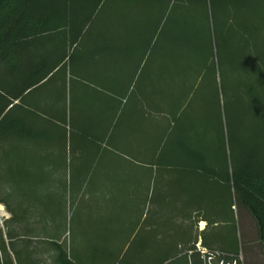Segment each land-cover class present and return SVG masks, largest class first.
I'll use <instances>...</instances> for the list:
<instances>
[{
    "label": "rangeland",
    "instance_id": "374dc122",
    "mask_svg": "<svg viewBox=\"0 0 264 264\" xmlns=\"http://www.w3.org/2000/svg\"><path fill=\"white\" fill-rule=\"evenodd\" d=\"M242 5L254 15L246 40L252 54L226 76L218 71L216 83L189 105L187 92L201 80L193 70L191 18L169 16L158 27L141 20L140 28L130 18L104 15L77 44L67 40L69 57L42 87L50 108L37 109L35 119L28 116L37 134L64 129L67 150L51 160L44 141H28L41 151L25 148L26 140L11 141L2 130L10 116L0 125V264H62L60 247L74 264H246L243 253L258 238L255 232L242 236L241 211L234 206L232 212L228 202L232 191L201 174L183 185L181 177H169L174 170L159 168L186 164L187 148L208 135L200 112L214 107L226 126V109L231 111L239 137L244 117L263 160L264 103L255 95L264 89L257 74L264 62L249 56L264 49V19L254 14H260L259 0ZM240 22L244 30L248 22ZM58 38L64 51V37ZM46 45L29 54L32 66L45 60L53 65L59 51ZM7 65L0 63L4 87L9 81L18 87L22 74L16 70L23 68L9 73ZM140 97L141 110L133 111ZM59 112L65 126H57ZM129 141L141 144V155ZM201 217L209 228L200 236L209 237L198 242Z\"/></svg>",
    "mask_w": 264,
    "mask_h": 264
},
{
    "label": "trees",
    "instance_id": "16d2710c",
    "mask_svg": "<svg viewBox=\"0 0 264 264\" xmlns=\"http://www.w3.org/2000/svg\"><path fill=\"white\" fill-rule=\"evenodd\" d=\"M243 1L245 0H0V63L9 64L6 66L8 72L23 68L21 71L16 70L22 76L17 93L12 99H19L24 103L26 91L46 82L69 57L67 40L70 41V46L77 44L83 33L100 17L130 18L131 21L138 22L141 28V20H144V25L153 23L158 27L166 18L175 15L178 19L191 18L193 22V70L197 76L201 75V80L187 92L185 103L189 105L196 96L199 101L202 88H209L214 81L216 83L218 71L226 76L230 70L243 66L242 60L246 54H252L246 40L248 41L249 30L252 29L248 26L254 23V15L242 5ZM259 1L262 6L260 14H254L263 20L264 0ZM242 18L248 22L244 30L241 28L243 23L240 22ZM58 35L64 37V51ZM42 38L45 41L42 42ZM46 42L57 48L58 56H55L53 65L47 66L46 60L40 63L35 61L36 65L32 68L31 61L34 60L29 58V54L36 47L47 48ZM259 49L262 51L260 55L253 54L249 58L256 57L264 62V49ZM257 74L264 86V65L258 69ZM255 96L260 103H264V89ZM0 97L1 125L9 116L10 110L7 109L13 104V100L2 94ZM208 112L209 109L206 108L200 112L204 118L203 123L207 122L206 138L197 140L194 148H187L184 166L167 164L166 168L174 170L182 178L183 185L195 183V178L192 177L201 174L214 178L218 184L232 191L231 201H228L231 202L230 209L233 212V207L236 206L252 216L258 228L259 240L264 245V157L261 160L260 154L254 150L259 144L256 145L254 135L245 126L244 117H241L243 136L239 137L238 125L234 121L236 118L231 111L226 109L225 112L227 126L226 123H220L218 108H211L210 113ZM8 129L9 124L2 127L4 132ZM47 130L45 134H48ZM248 134L252 137H248ZM222 195L225 199L226 193ZM224 207L229 210L226 205ZM60 250L61 263L74 264L61 247Z\"/></svg>",
    "mask_w": 264,
    "mask_h": 264
},
{
    "label": "crops",
    "instance_id": "0c3cea01",
    "mask_svg": "<svg viewBox=\"0 0 264 264\" xmlns=\"http://www.w3.org/2000/svg\"><path fill=\"white\" fill-rule=\"evenodd\" d=\"M5 70L6 69L0 68V94L5 95L9 99L13 100V104H11L9 106V108L7 109V110H10L9 111L10 122H9V129L6 130L5 132H10L11 141L15 140L18 144L20 143V141L22 139L26 140L27 144H25V148H27V147L32 148V150L36 149V150L41 151V149L39 147H35L33 145V143H32V146H30L31 144H28V141L30 139L36 138L39 141H44V144L42 146L47 147L46 149H47L48 157H50L51 160H55V158H54L55 156L61 157L63 155L64 149L67 150V147L66 146L64 147L63 140H64V137L67 138L68 134H66L64 132V129H61L60 132L58 131L57 133H55V132H51L50 130H47L46 128H44L45 130L49 131L48 134H45V130L41 131L40 134H37L36 131L34 130V126H33L34 123L33 122L30 123L29 122L30 117H28L31 114L32 118L35 119V115H37V109H38V111H41L43 109L48 111V108H50V107H47L46 104L51 103L50 102L51 100L49 99V97L47 98V96L44 95V91L42 88L43 85L45 86V84L47 82H44L41 85L26 91V93L24 94V99H25L24 103H21L19 99H12L14 94L17 93V89H18L17 83L12 85V81H9L8 82V84H9L8 89H6V87H4V84H6V83H4L3 79L1 80V78L3 77L2 75L4 74ZM9 73H12V71H9ZM34 94H38V95L40 94L41 96H44V100L42 102L37 101L36 97H34L37 95H34ZM115 96L116 97H114V98H117V99L119 98L118 94H116ZM139 101H140L139 102L140 105H135L133 107L134 108L133 111L141 110V97H140ZM1 102H2V98L0 97V107L2 105ZM57 104H59V102ZM60 113L61 112L56 114L57 116L54 114L55 118H57V126L58 127L60 125L65 126V120H66V116L65 115L62 116ZM22 114H25V115L22 116ZM23 117H24V119L26 117L27 120L25 119V123L23 124L24 130L20 131V130H18V124H21V123H19V121L21 122L22 121L21 119H23ZM129 117H132V115ZM47 128H50V127H47ZM53 136L55 137V139L52 138ZM129 143H130V145H129L130 150L131 151L134 150V152H138L141 155V144H136L135 142L132 143L131 141H129ZM20 146L22 147V145H20ZM61 152H62V154H61ZM50 164L53 165L52 163H50ZM166 167L167 166H165V167L163 166V167H159V168H166ZM138 175H139V179L141 180V170L138 172ZM159 176H161V175H159ZM161 177H163V176H161ZM169 177L171 178V180L177 181V175H174V176L171 175ZM165 179H169V178L165 177ZM1 204L2 203L0 202V206H1ZM237 218H238V222L241 226L240 232L242 233V236H245L248 238L249 235H252L255 232L256 238H258L257 244L252 243L250 245L248 243L250 248L248 249V251H244V253H243V258H244V260L246 259V264H252L253 261L257 262V260L261 261L264 264V246H263V244H261V241L259 240L258 228L256 226L254 219L246 210L241 211L240 214L238 212ZM248 219L253 221V223L250 222L251 229L246 228V225H247L246 221H248ZM198 223L200 224V226H199L200 228L198 230L199 233L197 234V231H196V234H194V238L195 237L197 238L195 240H198V242L203 241V239L207 240L209 235L200 236V232H204L209 228V223L207 222V219L201 217L200 219H198ZM216 225H218V224L216 223ZM247 241L249 242L250 240L247 239Z\"/></svg>",
    "mask_w": 264,
    "mask_h": 264
}]
</instances>
